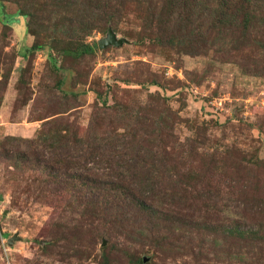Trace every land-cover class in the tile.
Instances as JSON below:
<instances>
[{"label":"rangeland","instance_id":"1","mask_svg":"<svg viewBox=\"0 0 264 264\" xmlns=\"http://www.w3.org/2000/svg\"><path fill=\"white\" fill-rule=\"evenodd\" d=\"M17 2L23 6V0ZM110 2L116 5L118 0ZM1 6L0 80L8 69L10 74L0 88V141L33 139L50 120L87 129L104 98L105 106L122 100L130 111L147 117L161 109L158 103L163 100L176 119L171 129L156 132V138H171L170 158L180 171L179 181L189 185L186 192H173L167 209L192 214L195 232L192 240L186 238V231L171 233L174 226L168 216H159L158 225L143 217L115 227L108 217L97 218L89 211L79 216L52 207L43 203L50 192L42 180L14 171L0 156V264H130V260L136 264L135 258L143 261L140 264H264L260 245L227 236L233 225L256 229L254 221L264 219V210L258 209L264 207V61L260 57L243 61H256L263 72L251 75L238 62L204 49L195 32L189 37L179 33L184 45L172 47L139 40L144 22L135 15L142 13L139 4L130 13L124 6L125 15L107 27L126 43L98 48L76 65L59 53L68 43L64 39L57 46L31 52L34 38L27 33V18L18 16L20 5L3 1ZM57 12L51 6L44 11ZM107 30H93L86 42L97 43ZM60 66L65 69L57 71ZM118 79L132 84L114 87ZM152 79L158 86L149 83ZM105 84L112 86L107 92ZM100 85L103 93L98 99L94 91ZM122 90L129 94L122 97ZM111 119L108 126L130 142V127L137 129L135 120L123 122L124 127L117 116ZM15 143L9 144L13 150ZM202 160L207 163L204 167ZM233 164L239 171L230 169ZM186 173L195 178L185 179ZM204 217L212 223L200 230L196 224H202ZM57 223L62 228L53 240ZM215 224L222 227L216 230ZM137 226L153 228L158 238L138 240ZM14 235L18 239L9 245Z\"/></svg>","mask_w":264,"mask_h":264},{"label":"trees","instance_id":"2","mask_svg":"<svg viewBox=\"0 0 264 264\" xmlns=\"http://www.w3.org/2000/svg\"><path fill=\"white\" fill-rule=\"evenodd\" d=\"M3 1L20 5L18 16L27 18V33L34 38L31 52L46 45L49 48L57 46L64 39L68 43L59 53L63 60L70 59L76 65L98 49L97 43L86 42L93 30L105 32L109 24L125 15L124 6L130 13L134 5L140 4L142 13H135L144 21L139 40L148 39L156 46L172 47L184 45L178 40L179 33L189 37L195 32L196 38L205 43L204 49L206 47L215 57L238 62L247 74L263 73L257 69L256 61L249 64L243 61L254 56L264 61V0H118L116 5L110 0H43L41 4L36 0H23V6L18 0H0L1 5ZM38 5L40 7L36 8ZM49 6L58 10L56 15L44 13ZM6 72L8 75L0 80L1 89L10 74L9 69ZM149 83L158 86L153 79ZM131 84L125 79L113 82L114 87L121 85V88ZM109 88L112 86L105 84V92ZM102 90L100 85L94 91L98 99H101ZM128 94L127 90L121 91L122 97ZM105 101L106 98L96 107L87 129L63 120H50L33 139L5 137L0 141V156L14 171L28 173L34 180L44 182L46 191L50 192L43 198L47 205L78 215L89 211L98 214L97 218L108 217L115 227L129 226L130 221H140L143 217L144 221L158 225L159 216L166 219L168 216L167 221L174 226L171 233L183 230L189 234L186 238L192 240L193 215H179L167 209L175 197L173 192H186L189 186L179 181L180 171L170 158L173 151L168 150L167 145L171 138H156V132L171 129L176 119L171 110L160 100L161 109L147 117L130 111L122 100L115 99L111 106H105ZM64 113L67 111L53 116ZM115 116L121 124L135 120L133 124L137 129L130 127V142L124 141L127 140L125 134L108 126V121ZM11 142H16V150L9 147ZM242 161L241 158L239 163ZM200 164L207 165L203 160ZM230 169L239 171L234 164ZM187 175L193 176L186 173L185 179ZM258 209L264 210V207ZM254 222L258 225L256 229L233 225L227 229V236L254 241L264 249V219ZM209 223L212 220L204 217L202 224L196 225L201 230ZM217 225L216 230L222 227ZM59 228L62 225L57 223V236L53 240L58 239ZM137 229L140 241L158 238L153 228L148 231L137 226ZM141 262L140 258L134 259L136 264ZM129 263H133L132 260Z\"/></svg>","mask_w":264,"mask_h":264},{"label":"water","instance_id":"3","mask_svg":"<svg viewBox=\"0 0 264 264\" xmlns=\"http://www.w3.org/2000/svg\"><path fill=\"white\" fill-rule=\"evenodd\" d=\"M123 43H126V40L124 38H117L116 34L112 31V29L108 28L106 36L97 41V46L99 49H103L108 46L119 47ZM16 239H18L16 235L12 236L8 239V244L11 245Z\"/></svg>","mask_w":264,"mask_h":264}]
</instances>
